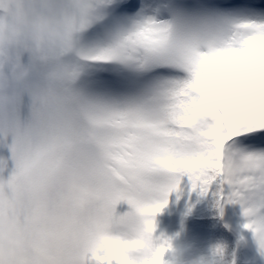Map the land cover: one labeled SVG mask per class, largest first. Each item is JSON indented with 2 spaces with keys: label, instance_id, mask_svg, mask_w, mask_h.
Segmentation results:
<instances>
[{
  "label": "snow or ice",
  "instance_id": "6c2138e0",
  "mask_svg": "<svg viewBox=\"0 0 264 264\" xmlns=\"http://www.w3.org/2000/svg\"><path fill=\"white\" fill-rule=\"evenodd\" d=\"M76 4L87 79L75 124L41 149L36 188L54 191L52 234L81 241L60 264H164L171 240L155 235V217L186 189L212 191L221 215L239 203L264 253V0ZM203 35L219 39L201 45ZM78 139L99 155L87 167ZM117 200L143 217L136 236L101 227ZM89 205L95 217L78 230Z\"/></svg>",
  "mask_w": 264,
  "mask_h": 264
},
{
  "label": "clouds",
  "instance_id": "9594fccd",
  "mask_svg": "<svg viewBox=\"0 0 264 264\" xmlns=\"http://www.w3.org/2000/svg\"><path fill=\"white\" fill-rule=\"evenodd\" d=\"M83 37L76 0H0V144L10 149V156H0V264H60L81 244L72 232L52 234L54 191L36 188L46 171L41 149L76 122L86 71L78 59ZM213 39L219 37L203 35L199 43ZM73 155L85 167L99 159L95 146L81 139ZM6 160L11 171L5 173ZM121 201L104 214L101 227L136 236L143 217L132 207L118 213ZM95 214L93 205L83 209L78 230ZM218 257L222 253L214 251L187 264H216Z\"/></svg>",
  "mask_w": 264,
  "mask_h": 264
},
{
  "label": "rangeland",
  "instance_id": "374dc122",
  "mask_svg": "<svg viewBox=\"0 0 264 264\" xmlns=\"http://www.w3.org/2000/svg\"><path fill=\"white\" fill-rule=\"evenodd\" d=\"M86 37L87 33L84 38L86 39ZM86 79V76L82 78L81 85ZM0 156H10V149L4 144H0ZM198 199V191L192 192L186 189L181 193H173L168 204L155 217V235L171 240V247L166 251L165 256L179 261V264H187L188 261L196 257L210 256L214 250L207 247L204 240L186 222L187 217L195 213ZM129 208L130 205L126 201H121L117 206V212L123 213ZM243 212V207L239 203H227L223 211V219L234 233L240 236L244 245L253 252L254 258L259 256L264 260V253L259 250L253 231L244 227L247 217Z\"/></svg>",
  "mask_w": 264,
  "mask_h": 264
},
{
  "label": "trees",
  "instance_id": "16d2710c",
  "mask_svg": "<svg viewBox=\"0 0 264 264\" xmlns=\"http://www.w3.org/2000/svg\"><path fill=\"white\" fill-rule=\"evenodd\" d=\"M27 60V56L24 57ZM196 206L195 213L187 217L188 226L194 229L204 240L207 247L216 251L218 246L223 247L222 257H218L217 264H264L259 256L254 258L253 252L242 242L240 236L225 223L221 209L217 207V198L210 191L207 195L201 196ZM223 202V211L226 206ZM165 264L174 261L164 255Z\"/></svg>",
  "mask_w": 264,
  "mask_h": 264
}]
</instances>
